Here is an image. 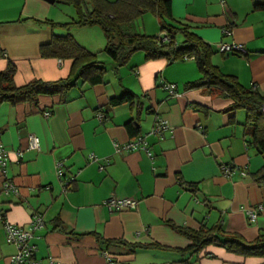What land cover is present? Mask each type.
Masks as SVG:
<instances>
[{
	"label": "crops",
	"instance_id": "1",
	"mask_svg": "<svg viewBox=\"0 0 264 264\" xmlns=\"http://www.w3.org/2000/svg\"><path fill=\"white\" fill-rule=\"evenodd\" d=\"M262 1L171 0L174 20L168 22L189 25L212 49V64L264 93V9L255 7ZM63 4L0 0V71L12 62L16 85L69 75L71 59L42 55L54 35L69 33L91 51L105 43L96 25L55 24L75 17ZM138 20V29L148 35L164 31L151 12ZM227 27L230 34L223 33ZM220 42L241 43L247 52L222 54ZM99 60L106 69L104 82L77 83L65 100L41 95L36 104H0V137L9 156L6 176L18 188V194H4L0 174V206L7 219L23 227L33 213H41L44 226L33 238L36 258L50 256L60 264H264L262 257H242L218 245L178 252L190 240L171 227L197 229L221 220L226 230L248 241L264 230V181L255 178L264 157L246 142L245 110L231 108V99L206 88H185L200 76L192 58L145 59L137 50L118 67L107 55ZM162 80L174 83L177 94L164 89ZM124 88L134 94L132 101L109 107V99ZM99 112L104 119H98ZM156 115L168 119L171 131L160 139L146 138L151 156L144 150H115L116 143L149 131ZM129 121L136 127L134 136ZM30 134L39 138L38 148L28 147ZM89 154L97 160H89ZM56 161L63 162L62 176ZM222 164L236 169L225 177ZM111 195L133 198L136 207L111 211L104 205ZM259 206L250 222L246 209ZM14 250L0 223V264H9Z\"/></svg>",
	"mask_w": 264,
	"mask_h": 264
},
{
	"label": "trees",
	"instance_id": "2",
	"mask_svg": "<svg viewBox=\"0 0 264 264\" xmlns=\"http://www.w3.org/2000/svg\"><path fill=\"white\" fill-rule=\"evenodd\" d=\"M49 3H65L75 10V17L64 23H55L70 27L75 25L99 26L105 37L103 51L112 60L115 67L128 62L131 55L141 50L145 59L164 57L170 61L192 58L200 73L184 87L206 88L217 95L232 100L231 108L245 110L244 136L246 142L264 157V93L255 87H245L234 75L223 73L211 63L212 49L189 29V25L174 20L171 14V0H45ZM264 9V1L256 4ZM146 12L155 14L161 24V30L167 32L171 40L161 41L160 35H148L138 29L137 20ZM180 34L181 40L176 37ZM42 55L71 59L69 75L57 80L31 79L23 85L14 83L16 67L8 62L0 71V104L15 105L21 102L36 104L41 95H58L65 100L69 91L77 83L94 85L104 82L105 67L93 52L77 42L69 33L54 35L52 40L42 46ZM134 94L124 88L118 96L109 99V107L132 101ZM127 129L134 136L136 127L126 123ZM258 181H264V164L255 172ZM171 227L190 240L185 248L175 249L181 253H199L208 245H218L227 251L242 257L258 256L264 258V230H259L253 240H246L236 232L225 229L220 220L212 226H200L197 229ZM107 244L128 245L119 239H104ZM152 246L162 247L159 244ZM133 248V246H131Z\"/></svg>",
	"mask_w": 264,
	"mask_h": 264
},
{
	"label": "built area",
	"instance_id": "3",
	"mask_svg": "<svg viewBox=\"0 0 264 264\" xmlns=\"http://www.w3.org/2000/svg\"><path fill=\"white\" fill-rule=\"evenodd\" d=\"M224 34H230L231 29L225 28L223 30ZM161 41H170L171 37L170 35L162 31L159 33ZM220 53L222 54H229V53H237V54H245L246 48L241 43L236 42H220L218 44V49ZM162 82V87L166 89L170 94H177L176 85L174 83L166 82L164 80ZM262 111H264V105H262ZM45 116L49 115L48 111L44 112ZM98 119H104L105 114L103 112L97 113ZM166 131H171V126L169 124V121L167 118L156 115L154 118L153 125L149 131L146 133L137 135L133 138H131L129 141L125 143H116L115 144V150H125V151H133V150H144L149 156H151V152L149 151L147 140L146 138L149 135H153L158 137L159 139L163 137L164 133ZM39 145V138L36 135L30 134L28 136V147L29 148H38ZM89 160L96 161L97 157H95L93 154L88 155ZM9 161V156L7 153V149L5 148L4 144L1 141L0 137V174L3 177V184L1 191L4 194H8L10 192L14 194H18V188L16 184L10 180L6 176V169L7 164ZM107 163V161H104V163L99 165V169H102L103 166ZM55 168L58 176H62L63 171V162L62 161H56ZM220 171L222 172V175L225 177L230 176L236 167L230 166V165H221ZM75 176L72 175L69 179H67L66 182H64L63 186L64 189H68L70 187V184L74 180ZM137 201L133 198H117L114 195L109 196L105 201L104 205L111 211H119L122 209H129L136 207ZM258 210H260L259 207L255 208H247L246 209V215L250 222H253L255 218L257 217ZM0 223L2 224L3 230H4V237L5 240L14 246V252L9 257V264H60L59 261L55 260L53 257H47L45 260L38 259L35 256L36 252V245L33 242V238L35 237V232L39 229H41L44 226V219L39 212H35L31 215L29 225L28 227H23L19 224H15L11 222L6 217V211L0 206ZM105 256L108 257V252H103ZM109 258V257H108Z\"/></svg>",
	"mask_w": 264,
	"mask_h": 264
},
{
	"label": "rangeland",
	"instance_id": "4",
	"mask_svg": "<svg viewBox=\"0 0 264 264\" xmlns=\"http://www.w3.org/2000/svg\"><path fill=\"white\" fill-rule=\"evenodd\" d=\"M69 7V8H71L72 9V11H73V13L75 12V10H74V8L71 6V5H69V4H63V7ZM139 22H140V20H137V25L139 24ZM96 27H99V26H96ZM104 41L102 42H100V44H98V46H96V47H94V49H93V52H96V54H97V57L99 58V59H101L102 58V55L103 56H106V54H105V52L103 51V47H104ZM108 68V67H107Z\"/></svg>",
	"mask_w": 264,
	"mask_h": 264
}]
</instances>
